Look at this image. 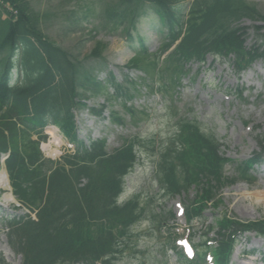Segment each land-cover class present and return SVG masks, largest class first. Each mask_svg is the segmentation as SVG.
Returning a JSON list of instances; mask_svg holds the SVG:
<instances>
[{"label":"trees","instance_id":"1","mask_svg":"<svg viewBox=\"0 0 264 264\" xmlns=\"http://www.w3.org/2000/svg\"><path fill=\"white\" fill-rule=\"evenodd\" d=\"M2 1L13 11H8L9 26L0 51L9 47L13 55L23 47V59L18 63L23 84L7 86L9 61L0 75V155L11 152L6 168L14 194L31 212L37 210L36 218L25 213L5 220L9 244L22 255V264H116L126 238L139 222L152 217L162 224L168 219L150 209L151 204L144 202L140 193L119 201L128 175L140 162L142 147L154 142L141 135L124 137L121 146L112 151L106 138L86 144L79 138L76 111L89 108L102 117L108 100L124 97L123 107L134 115L136 109L127 105L134 98L126 86L135 85L129 79L131 71L142 72L140 80L169 101L191 72L192 61L204 63L208 55L232 59L240 74L264 59V26L243 25L245 19L264 22V14L248 0H193L188 5L183 0H115L103 11L110 31L123 28L132 39V31H138L140 21L152 12L163 25L164 39L156 52H150L141 39L140 49L125 65L122 78L109 70L100 80L93 66L86 67L79 56L44 33L41 13L29 0ZM106 46L96 41L87 58L106 62L102 56ZM101 95L104 103L87 105V100ZM112 121L124 124L115 112ZM49 122L58 124L77 145L76 151L67 152L58 161L45 158L40 149L46 139L42 128ZM258 143L260 152L248 160L233 161L223 155L221 141L201 122L183 116L175 133L156 148L155 180L170 198L195 186L196 197L184 199L186 216L190 222L204 220L208 205H218L219 190L236 183V178L226 175L228 163L235 162L238 179L253 182L254 166L264 160V138ZM168 214L174 217L172 211ZM212 231L214 238L209 236ZM247 231L264 236V219L243 222L225 214L216 226L206 227L201 241L194 245V259L178 251L179 264H204L208 253L216 264H229L240 236ZM209 240L215 243L209 245ZM4 263L0 255V264Z\"/></svg>","mask_w":264,"mask_h":264},{"label":"rangeland","instance_id":"2","mask_svg":"<svg viewBox=\"0 0 264 264\" xmlns=\"http://www.w3.org/2000/svg\"><path fill=\"white\" fill-rule=\"evenodd\" d=\"M29 1L41 13L44 33L71 54L79 56L86 67L92 69L93 66V73L100 80L105 79L109 70L121 79L123 71H126L125 65L140 48L141 39L150 52H156L161 47L162 26L153 13L140 21L138 31H132L133 38L130 39L123 28L110 31L105 24L109 22L104 15V8L115 0ZM183 1L188 5L193 0ZM248 1L255 3L264 14V0ZM6 13L5 5L0 0V42L5 38L9 26L5 19ZM255 24L264 26V22H252L249 19L243 23L249 27ZM96 41L107 45L102 55L106 63L101 59L87 58ZM3 55L0 54V58ZM8 55L10 51L6 50L5 57ZM100 63L104 68H100ZM128 75L135 85L126 84L128 92L134 95L127 105L135 108L136 113L131 115L125 110L124 97L108 100V108L102 117L94 115L89 108L79 109L76 112L79 135L87 143L91 139L106 138L109 151L121 146L124 137L141 135L152 139L154 144L142 147L140 162L126 179L124 198L140 193L142 200L151 204L150 209L157 214H166L168 219L162 224L152 217L139 222L132 230V236L126 238L116 264H179L172 249V238L175 234L180 240L188 238L182 203L185 197H196L197 188L174 198L165 196L154 177L156 148L175 133L179 118L188 116L196 118L207 132L213 133L221 141L222 153L227 158L241 162L260 151L258 140L264 138V59H259L251 69L239 76L235 74L232 61L210 55L203 64H192L191 72L184 76L171 101L160 92L151 91L147 82L140 80L139 76L144 75L142 72L131 71ZM193 75L196 76L195 81L192 80ZM241 87L243 95L239 94L238 89ZM104 102L105 96L101 95L87 100V105L98 107ZM113 112L123 118L124 124L113 123ZM144 112L149 113L151 118L147 119ZM235 167L230 162L225 172L227 176L236 178V183L220 189V195L215 198L218 205H208L204 222L196 220L193 223L191 232L195 242H199L205 226H215L216 219L225 214L241 221L264 218V200L258 202L256 195L257 192H263L261 197L264 198V163L254 170L256 178L253 183L238 179ZM7 179L8 185L0 187V255L5 260L4 264H22V255L16 253L8 243L7 229L2 225V219L9 213H27L28 207L23 206L11 193L8 175ZM241 191L252 192L254 196L241 199V194H238ZM171 211L175 216L169 218L168 213ZM184 244L187 245H181ZM231 264H264V237L251 233L243 235Z\"/></svg>","mask_w":264,"mask_h":264},{"label":"bare ground","instance_id":"3","mask_svg":"<svg viewBox=\"0 0 264 264\" xmlns=\"http://www.w3.org/2000/svg\"><path fill=\"white\" fill-rule=\"evenodd\" d=\"M7 182H8V180H7L6 173L4 171H0V187L4 188V186L7 185ZM262 193L263 192H257L256 193V195L258 196V202H261V201L264 200V198L261 197ZM238 194H241V199H250V198H252L254 196V193L246 192V191L245 192L241 191Z\"/></svg>","mask_w":264,"mask_h":264}]
</instances>
